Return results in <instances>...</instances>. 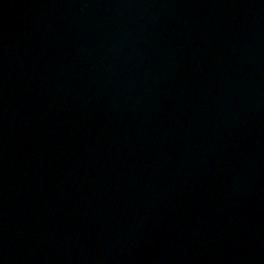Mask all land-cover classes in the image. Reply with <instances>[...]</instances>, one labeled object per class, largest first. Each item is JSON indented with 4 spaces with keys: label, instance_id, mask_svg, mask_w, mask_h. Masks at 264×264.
<instances>
[{
    "label": "water",
    "instance_id": "1",
    "mask_svg": "<svg viewBox=\"0 0 264 264\" xmlns=\"http://www.w3.org/2000/svg\"><path fill=\"white\" fill-rule=\"evenodd\" d=\"M0 264H264V0H0Z\"/></svg>",
    "mask_w": 264,
    "mask_h": 264
}]
</instances>
